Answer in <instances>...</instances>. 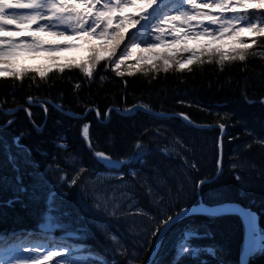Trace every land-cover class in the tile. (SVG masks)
Instances as JSON below:
<instances>
[{
    "label": "trees",
    "instance_id": "obj_1",
    "mask_svg": "<svg viewBox=\"0 0 264 264\" xmlns=\"http://www.w3.org/2000/svg\"><path fill=\"white\" fill-rule=\"evenodd\" d=\"M251 11L264 9H249ZM249 14L255 15H249L246 24L264 22V15ZM185 53L179 52L178 59ZM201 58L205 63L198 66L194 61L188 66L193 69L191 72L175 70L173 65L168 71L156 73L155 79L135 71L129 76L126 63L120 68L123 78L105 70L102 72L104 80L100 79L101 73L95 80H86L75 66L63 71L59 67L44 68L43 80L32 72L35 68L21 66L19 69L35 76V81L22 76L15 81V86L12 77L0 76V235L35 228L47 208L45 199L40 201L34 197L38 193V178L49 168L65 167L67 160L75 164V170L79 167L87 170L78 185L63 187L69 193L67 210L82 223H94L97 227L107 226L108 221L87 214L77 200L78 187L85 177L102 168L116 173L126 170V180L137 183L142 200L147 191H152L150 187L160 182L168 190L166 206L164 200L163 205L161 201L152 204L146 200L142 206L151 214L160 207H167L168 215H175L181 209L199 204L193 184L213 179L218 174L217 159L222 161V169L215 180L201 187L203 203L251 209L257 214L259 229L264 234V144L260 143L264 140V104L261 103L264 100V60L256 57L246 65L236 62L227 70H221L215 64H208L205 57ZM29 95L48 109L47 123L43 127L45 111L38 105L28 104ZM178 100L185 103L179 104ZM86 104L93 111L84 119L72 116L84 115ZM138 104L148 105L152 114L143 110L130 115L120 113ZM21 107L30 108L31 120ZM97 108L110 112L109 116L97 119ZM16 109L15 113L7 114ZM114 109L120 111H110ZM180 112L188 114L195 124L213 128L198 130L180 117L162 120L155 115ZM224 113L230 115L226 120L227 135L221 136L217 121ZM8 121L13 123L9 125ZM84 123L91 129L95 145L92 150L81 135ZM38 127L42 129L37 131ZM145 128L149 132H145ZM158 131L164 134L157 135ZM220 138L222 147L217 150L214 141ZM138 139L144 146V154L134 153ZM95 151H105L117 160L102 161L94 155ZM190 152L196 156L191 157ZM192 163L197 167L192 168ZM131 170L136 171L135 177L129 176ZM188 191L191 193L187 201H181L179 198ZM188 232L197 235L186 239ZM118 237L129 255L106 251L99 246L95 234L89 235L78 250L68 249L69 255L96 264H110L113 260L127 264L130 254L136 252L134 264H146L156 241L154 237L138 246L122 234ZM67 242L69 246L74 244L72 240ZM244 246L245 227L239 216L192 215L168 231L153 264H240ZM249 264H264V251L256 253Z\"/></svg>",
    "mask_w": 264,
    "mask_h": 264
},
{
    "label": "snow or ice",
    "instance_id": "obj_2",
    "mask_svg": "<svg viewBox=\"0 0 264 264\" xmlns=\"http://www.w3.org/2000/svg\"><path fill=\"white\" fill-rule=\"evenodd\" d=\"M143 2L151 7V11H147L146 15L141 16L139 19H135L133 15L126 14L125 9L128 7H136L137 0H103L102 4L101 0H0V34H3V36H0V58L9 55L15 49L38 51L56 50L61 47V45L55 43L45 44L36 35V33L44 32L47 29L48 35L58 36L65 40H79L83 37L95 39L105 38V42L101 43L99 48L94 47L91 49V55L88 60L75 65L76 69H79L83 73L86 80L89 78L95 80L98 73H101L100 79L104 80L105 77L102 72L105 70L114 71L117 76L123 78L124 72L120 71L121 65L125 64L126 60L132 56L140 44L146 45L145 48L140 50L141 53H147L149 50L155 49L158 46L165 44L174 46L181 41L187 43L189 39L197 40L202 37H207L211 41H221L222 43L215 47L204 46L199 50L187 47H173L171 51L156 56L142 54L136 57L134 66L126 65L127 74L131 76L135 71L142 73L145 77L155 79L156 73L162 70L168 71L173 68V65H175V70L188 69L191 72L193 69L188 66L194 61L197 62L198 66L205 63V60L201 57H205L208 64H215L221 70H227L236 62L246 65L248 60L256 57L264 60V22L256 21L244 25L240 23L245 13H259L264 15V11H248V9H264V0H205L202 9L196 8L197 0H143ZM162 3H171L175 6L174 10L161 15L159 5ZM188 5L192 7L189 8L187 7ZM237 5L244 9L243 14L235 12ZM203 9H218L221 15L217 18ZM230 11L233 13L232 15H223ZM38 20H43V23L37 24ZM205 20L209 21L211 25L218 24V27L212 28L204 26ZM152 21H155V23H152ZM192 21H196V24H192ZM33 24H37L35 29L31 28ZM150 24L156 30L157 34L154 35L149 30ZM178 24L182 27H178ZM126 25H131L135 30L128 33V38L125 41V36L120 30L125 28ZM136 25H139V27H136ZM11 26H16L17 30L20 31L28 30L31 32V40H20L17 42L16 39L11 37ZM61 26H64V30H61ZM198 26L200 30H197ZM166 28L173 35V39L165 41L164 34ZM69 31L71 34H66ZM4 36L8 38L5 39ZM150 37L152 42L149 43ZM121 41L125 42L121 50L117 53V48H120ZM155 41H159V45ZM225 42L227 44L226 47L224 46ZM67 46L74 47L75 45ZM178 52H189L191 54L186 58L177 59L176 54ZM100 61H104V63L101 64ZM161 61L162 63H160ZM58 67L60 71H63L65 68H71L72 65L66 64ZM35 72L38 73L42 80L46 77V70L36 69ZM0 76L12 77L13 86H15V81L19 80L22 76L30 81H35V76H29L25 70L3 67L2 59H0ZM48 79H51V77ZM27 103L31 105L36 103V100L33 96L29 95ZM177 103L184 104L185 101L178 100ZM261 103L264 104V100H261ZM54 107L60 108L61 106L55 105ZM141 108L148 114H152L151 109L146 104H138L126 109L124 114H130ZM25 111L31 120V112H28L27 109ZM44 111L47 114L48 109L45 107ZM91 111L93 109L87 107L86 104L84 115H77L75 118L82 120ZM110 111L119 112L120 110L114 109ZM204 111H207V109L205 108ZM7 114L11 115V110ZM95 115L97 119H100L101 117H108L109 112H102L97 108L95 109ZM155 115H158L162 120L171 118L164 113H157ZM177 115L188 125L198 130H205L204 126L195 124L188 114L180 112ZM229 115V113H224L220 117V120L217 121L221 136L227 135L226 120ZM11 123L13 121H8L9 125ZM39 130L37 128V131ZM207 130H211V127L209 126ZM145 132H149V129L145 128ZM163 134L162 132H157V135ZM81 135L83 140L88 143L89 150H92L95 145L92 143L93 136L89 124H83ZM260 143L264 144V140H261ZM214 144L217 150L222 147L221 140L214 141ZM58 146L61 148L65 147V145ZM134 153L144 154V146L139 139L136 141ZM94 155L102 161L117 160L112 155L106 154L105 151H95ZM220 164V160L217 159V171H220ZM191 167L196 168L197 164L192 163ZM53 171L61 173L57 177V186L59 187L66 183L69 188L78 185L82 174L87 172L84 167H79L76 175L69 178L64 175V170L61 168L57 167ZM117 176L119 177V183L109 186L112 191L127 183L123 174L112 173L113 179H116ZM129 176L135 177L136 171L131 170ZM204 181L196 184L194 188L204 183ZM81 191H83V188H81ZM178 195H182V193H178ZM160 203L163 205V200ZM94 206L97 209L101 208L100 203H96ZM109 207L110 205L108 203H105L103 206L104 211L108 215H116L119 213L127 223L137 224L146 222L148 234L155 239L161 227L172 220L173 216L178 214L168 215L170 209L167 207H160L155 214H150L137 204H129L128 208H113L111 211H109ZM133 208L136 209V212H132ZM184 210L181 209V211ZM161 217L166 218L161 220ZM110 239L113 242L118 241L116 235L110 234ZM60 250L64 253L67 251L64 248H60ZM25 251L29 253L36 252L38 255L30 260L18 259L15 264H45L51 257L58 255L57 251L51 250L47 251L46 254L38 249H25ZM113 251L122 256L129 255L123 245L118 244ZM136 256L137 253L132 252L127 264H134ZM59 264H65V262L60 259ZM104 264H108V262H104ZM110 264H119V261L113 260Z\"/></svg>",
    "mask_w": 264,
    "mask_h": 264
},
{
    "label": "rangeland",
    "instance_id": "obj_3",
    "mask_svg": "<svg viewBox=\"0 0 264 264\" xmlns=\"http://www.w3.org/2000/svg\"><path fill=\"white\" fill-rule=\"evenodd\" d=\"M204 2L205 0H197L196 8L202 9V5ZM102 3L103 0H101V4ZM162 4L163 6H159L160 12H170L168 8H170L172 11L174 10L175 6L171 3ZM187 7L191 8L192 6L188 5ZM203 10L210 12V14L217 18L221 15L218 9ZM147 11H151V7L146 5L143 0H137L136 7H128L125 9V13L133 15L135 19H139L141 16L146 15ZM235 12L243 14L244 9L237 5ZM232 14L233 13L230 11L224 13L223 15L229 16ZM45 15H47V13H45ZM249 15L253 17L255 14L245 13L240 21L241 25L246 24ZM39 23H43V20H38L37 24ZM152 23H155V21H152ZM191 23L196 24V21H192ZM33 25H31V28L35 29ZM177 26L182 27L179 24ZM204 26L216 28L218 27V24L211 25L209 21L205 20ZM136 27H138V25H136ZM10 30L11 37L13 39H16L17 42H19L20 40L30 41L31 39L32 33L28 30L20 31L17 30L16 26L14 30ZM61 30H64V26H61ZM134 30L135 29L131 25H126L125 28L120 30L125 36V41L128 38V33L133 32ZM149 30L154 35L157 34L156 30L152 28L151 24L149 25ZM197 30H200L199 26L197 27ZM66 34L70 35L71 33L69 31ZM36 35L42 41H47V43L56 42V44L61 45V47L56 50H53L55 52V55L47 54V50H38V53L37 51H33L31 49H15L9 55L0 58L2 59V66L14 69H19L21 66L25 68H35L34 71H32L31 69H26L34 73H36V69L42 70L46 68L48 70L52 68H57L58 66L63 64H70L72 66H75L77 63H82L88 60L91 55V49L94 48L91 44L98 46L99 48L101 43L105 42V38L95 39L91 37H83L79 40H65L58 36L48 35L47 29L44 32H39ZM7 38L8 37H6L5 39ZM149 39H151V37ZM164 39L165 41L173 39V35L167 31V28L165 30ZM124 42L120 44V48H117V53L123 47ZM155 42L159 45V41ZM221 43V41H211L207 37H202L197 40L189 39L187 40V43L181 41L179 44L174 46L167 44L163 46H158L155 49L149 50L147 53H141L140 50L145 48L146 45L144 46L143 44H140L139 48H137V50L133 52L132 56L129 57L125 63L126 65L134 66L136 63V57L139 55L144 54L148 56H156L158 54L171 51L173 47H187L199 50L204 44L206 46L215 47L217 45H220ZM67 45L75 46L68 47ZM58 51L61 53L58 54ZM190 54L191 53L186 52L182 58H186ZM179 56L180 54L178 52L176 54L177 59L179 58ZM23 59H26V61ZM121 66H123V64ZM31 105H38L42 107L43 110L46 107L45 104L40 101H36V103H33ZM20 109H27L28 112H31L30 108L28 107H21ZM17 110L18 109L11 111L12 114L15 113ZM47 118L48 111L47 114H45L46 123ZM189 154L191 157L196 156V154L193 152H190ZM72 163L73 162L67 160L65 163L66 166L61 167V169L64 170V175L69 178L76 175L75 171H77L75 170V168H73L75 167V164ZM106 164L110 165L109 162ZM53 169L56 168H49L48 171H46L41 177L38 178L37 184L39 186H37L38 188L36 189L38 193L35 194L36 196H34L36 198H39L40 201H42V199H45L47 202V208L45 209V212L42 215V219H40L39 222L34 225L35 228H33V230H19L11 232L7 235H0L2 243L0 244V264H15L16 260L18 259L30 260L36 255H38V253L36 252L29 253L25 251V249H38L39 251H43L45 254L49 250L57 251L58 255L51 257L47 262H45V264H59L60 259L63 260L65 264H96L93 262H86V260H84V258L80 256L69 255L68 249H71L73 251L78 250L82 247L83 242L87 240V237L92 234L97 235L98 241L100 242L99 246L111 253L113 252V249L118 246V244L121 245L118 234H122L123 238L125 239H130L132 242L135 243V245L145 240H150L152 236L148 234V226L146 222L137 224L127 223L119 213H117L116 215H108V213L104 211L103 206L105 203H108L110 205L109 211H111L113 210V208H128L129 204H137L139 207L143 208L142 204L146 200L152 201V204L160 202L161 200H164L165 202L167 198L166 193L168 192V190L164 184H161L159 182L157 183L156 187H150L152 191H147V193L144 194V200H142L139 195V191L137 189L138 186L136 182L126 180L127 183L124 184L122 187L117 188L115 191H112L110 189V185L119 183L118 176L116 177V179H113L112 177V173L116 172H109L106 171V169L102 168L101 170L96 171L94 174L85 177L80 183L77 192V200L81 205V208L87 214L92 215L95 218H98L103 221H108L107 226L101 225L96 227L94 223H82L80 220L75 218L69 210H67L66 202L69 193H66V189L63 188L64 186L67 187V185L65 183V185H61L59 187L57 186V177L61 173L58 171H53ZM125 171L126 170H123L121 174H123L125 176V179H127ZM190 182L193 183L192 180H190ZM101 185L103 186L101 187ZM194 186L195 184H193V188ZM189 187L192 186L190 185ZM81 188H83V191H81ZM198 188L199 186L196 187L197 194ZM188 192L189 193L187 195H182L179 199H182L181 201H187L191 193L190 191ZM96 203L101 204L100 209L95 208L94 205ZM164 206H166V202L164 203ZM132 212H136V209L133 208ZM110 234L116 235L118 241L113 242L110 239ZM67 240L74 241V244L69 246ZM60 248H64L67 251L64 253L60 250ZM263 251L264 246L262 250L258 253H261Z\"/></svg>",
    "mask_w": 264,
    "mask_h": 264
},
{
    "label": "water",
    "instance_id": "obj_4",
    "mask_svg": "<svg viewBox=\"0 0 264 264\" xmlns=\"http://www.w3.org/2000/svg\"><path fill=\"white\" fill-rule=\"evenodd\" d=\"M138 110H143V109L141 108ZM120 113L125 115L124 114L125 112H120ZM132 113H134V112H132ZM132 113H130V114H132ZM127 115H129V114H127ZM72 116L76 117V115H72ZM168 116L179 117L178 115H168ZM45 124H46V119H45L42 127L45 126ZM201 126H204L205 129H208V127H209L206 125H201ZM42 127H38V128L42 129ZM210 127L213 128V126H210ZM221 139L222 138H220V140ZM220 162L222 163V161H220ZM221 169H222V167L220 164V171L218 172V174L213 179L205 180L204 183L199 185V188H198V196L200 199L199 204L188 207L184 211L178 212V214L173 216L172 220H170L167 224H165L161 228V230H160V232L156 238V241L154 243V246L152 248V251L148 257L146 264H153L154 263V261L156 260V258L158 256V253L162 247L163 241H164L168 231L175 224L179 223L180 221L184 220L187 217H190L192 215H199V214L200 215H213V216L236 215V216H239L240 218H242L243 222L245 224V227H246V237H245L244 250H243V253H242L241 258H240V264H249L250 259L254 256V253H255V239H256V237H255V228H254V221H253L254 212L251 209L243 208V207L237 206V205L209 206V205L204 204L202 199H201V194H200L201 187L204 184L215 180L219 176Z\"/></svg>",
    "mask_w": 264,
    "mask_h": 264
},
{
    "label": "bare ground",
    "instance_id": "obj_5",
    "mask_svg": "<svg viewBox=\"0 0 264 264\" xmlns=\"http://www.w3.org/2000/svg\"><path fill=\"white\" fill-rule=\"evenodd\" d=\"M160 7L163 6V4H160L159 5ZM159 7V8H160ZM168 10L172 11L170 8H168ZM165 13V11L163 12H160L161 15H163ZM34 28L37 27V24H34L33 25ZM10 29H15V26H11ZM38 34V33H36ZM0 36H3L2 34H0ZM7 36H4V38H6ZM31 40V39H30ZM45 44H49L47 43V41H43ZM149 43L152 42L151 39L148 41ZM56 44V42H54ZM144 45V44H143ZM145 46V45H144ZM39 53V51H37ZM47 54H51V55H55V52L53 50H47L46 51ZM58 54H60L61 52H57ZM26 61V59H23ZM41 177V176H40ZM38 186V184H37ZM27 198H29L27 196ZM41 216V212L38 214V217ZM253 221H254V228H255V234H256V241H255V252L258 253L262 250L263 246H264V236L262 234V232L260 231L259 229V226H258V217L256 214H253Z\"/></svg>",
    "mask_w": 264,
    "mask_h": 264
}]
</instances>
